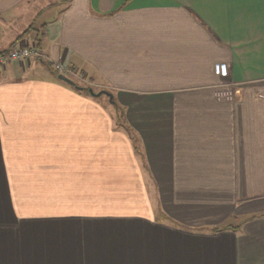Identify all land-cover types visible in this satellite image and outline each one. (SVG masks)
<instances>
[{"label": "crops", "instance_id": "0c3cea01", "mask_svg": "<svg viewBox=\"0 0 264 264\" xmlns=\"http://www.w3.org/2000/svg\"><path fill=\"white\" fill-rule=\"evenodd\" d=\"M253 1L0 0V264H264Z\"/></svg>", "mask_w": 264, "mask_h": 264}, {"label": "built area", "instance_id": "2783aa9c", "mask_svg": "<svg viewBox=\"0 0 264 264\" xmlns=\"http://www.w3.org/2000/svg\"><path fill=\"white\" fill-rule=\"evenodd\" d=\"M39 57L37 50L32 46H22L16 50H11L6 57L0 56V68L5 67L9 63L14 62H27L31 59H36ZM228 66L225 64H220L215 66V72L220 77H226L228 73ZM53 70L56 75H61L67 77L73 75V70L70 68H65L61 64H54Z\"/></svg>", "mask_w": 264, "mask_h": 264}, {"label": "rangeland", "instance_id": "374dc122", "mask_svg": "<svg viewBox=\"0 0 264 264\" xmlns=\"http://www.w3.org/2000/svg\"><path fill=\"white\" fill-rule=\"evenodd\" d=\"M248 1L254 2L253 0H248ZM36 25H40L39 22H37ZM32 28L36 29L35 25H33ZM72 72H73V75H69L68 78L73 82L74 87L83 88V89H85L84 91L86 93H88V91H87L88 89H91L94 94H97L98 92L103 91L102 86L100 84H98L97 82L95 83L94 80L89 79L88 76L84 75L81 72H76L75 70H73ZM229 85H233V84L231 83V84H228V86ZM98 98H99L100 102H103L104 104H106L107 107L109 106V99L107 96L101 95ZM114 107H116V106H114ZM116 119H120V114L117 111H116Z\"/></svg>", "mask_w": 264, "mask_h": 264}, {"label": "trees", "instance_id": "16d2710c", "mask_svg": "<svg viewBox=\"0 0 264 264\" xmlns=\"http://www.w3.org/2000/svg\"><path fill=\"white\" fill-rule=\"evenodd\" d=\"M33 23L29 26V28H27L21 35H19L18 36V38L15 40V42L14 43H12L11 45H10V47L7 49V50H5V51H2V52H0V56H2V57H6L8 54H9V52L11 51L10 49H11V47L13 46V45H15L16 44V42H18L19 41V39H21L22 37H24L26 34H28V33H32V32H35L34 30V28H32L33 27ZM30 31V32H29ZM39 41H40V36H35V38H34V45H35V47H36V49L39 47ZM116 109L118 110L119 108H117L116 107ZM120 117H121V114H120ZM218 231V230H217Z\"/></svg>", "mask_w": 264, "mask_h": 264}, {"label": "water", "instance_id": "95a60500", "mask_svg": "<svg viewBox=\"0 0 264 264\" xmlns=\"http://www.w3.org/2000/svg\"><path fill=\"white\" fill-rule=\"evenodd\" d=\"M58 80L62 81L63 83H65V84H67L69 86L74 87L73 82L69 78H67V77H64V76L59 75L58 76ZM74 88L76 90H80V91H84L85 90V89L80 88V87H74ZM87 91H88L89 95L92 96V97H100L101 95H105V96L108 97L109 101L112 102V95L110 93H108V92L100 91L97 94H94L91 89H88Z\"/></svg>", "mask_w": 264, "mask_h": 264}]
</instances>
